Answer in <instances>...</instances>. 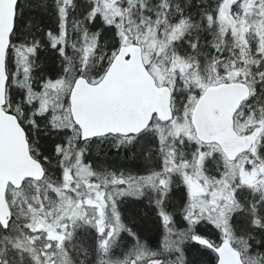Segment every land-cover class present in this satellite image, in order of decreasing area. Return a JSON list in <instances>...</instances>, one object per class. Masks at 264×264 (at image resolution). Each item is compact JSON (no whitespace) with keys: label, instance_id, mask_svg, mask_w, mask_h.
Here are the masks:
<instances>
[{"label":"snow or ice","instance_id":"1","mask_svg":"<svg viewBox=\"0 0 264 264\" xmlns=\"http://www.w3.org/2000/svg\"><path fill=\"white\" fill-rule=\"evenodd\" d=\"M0 264H264V0H0Z\"/></svg>","mask_w":264,"mask_h":264},{"label":"trees","instance_id":"2","mask_svg":"<svg viewBox=\"0 0 264 264\" xmlns=\"http://www.w3.org/2000/svg\"><path fill=\"white\" fill-rule=\"evenodd\" d=\"M41 63H45L43 60L41 61ZM116 157L114 156H110L109 159H115ZM122 159V157H121ZM146 203V201H145ZM143 236H146V237H150L151 239L155 240L157 238V232H156V229H155V225L154 223L152 222H149L147 223V226H146V229L145 231L142 233ZM90 239V237H89ZM117 256H119V250L117 251L116 253Z\"/></svg>","mask_w":264,"mask_h":264}]
</instances>
